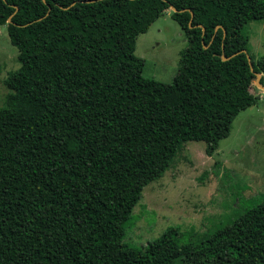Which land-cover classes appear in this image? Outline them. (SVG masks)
I'll list each match as a JSON object with an SVG mask.
<instances>
[{
	"label": "trees",
	"instance_id": "16d2710c",
	"mask_svg": "<svg viewBox=\"0 0 264 264\" xmlns=\"http://www.w3.org/2000/svg\"><path fill=\"white\" fill-rule=\"evenodd\" d=\"M171 6L188 45L163 83L135 50ZM253 21L264 0H0L20 63L0 107V264H264V200H241L198 241L173 227L143 250L124 242L143 189L182 146L213 156L257 104Z\"/></svg>",
	"mask_w": 264,
	"mask_h": 264
},
{
	"label": "rangeland",
	"instance_id": "374dc122",
	"mask_svg": "<svg viewBox=\"0 0 264 264\" xmlns=\"http://www.w3.org/2000/svg\"><path fill=\"white\" fill-rule=\"evenodd\" d=\"M172 13L166 10L140 34L135 50L145 61L143 76L163 83L173 82L188 45ZM244 32L249 54L263 57L264 21L249 23ZM18 54L7 26L0 27V107L12 92L6 80L20 68ZM251 93L258 97L257 104L239 113L213 156L206 154L204 142H186L163 177L143 189L126 226L127 245L143 250L173 227L179 229L182 243L198 241L226 225L241 200H250L253 206L264 200V90L254 84Z\"/></svg>",
	"mask_w": 264,
	"mask_h": 264
},
{
	"label": "water",
	"instance_id": "95a60500",
	"mask_svg": "<svg viewBox=\"0 0 264 264\" xmlns=\"http://www.w3.org/2000/svg\"><path fill=\"white\" fill-rule=\"evenodd\" d=\"M74 4H75V3H74ZM74 4H72V6H73ZM66 9H68V8H66ZM170 9H171L173 12H178V10H177L174 6H171ZM192 21H193V14H192V17H191V20H190V27H193V26L191 25ZM11 22H12V21H11V18H9V19H8V23H11ZM198 27L202 28L203 33L205 32V29H204V27H203L202 25H199ZM220 27H221V26H218L217 29H219ZM205 48H207V46H205ZM242 52L246 53V50H243ZM228 59H229V58L223 56V60L226 61V60H228ZM248 60H249V64H250V66H251V69L253 70V64H252V62H251V59H250V56H249V55H248ZM255 85H256V86H259L260 88H262V89L264 90V85L261 84V75H259V74H257V78H256Z\"/></svg>",
	"mask_w": 264,
	"mask_h": 264
}]
</instances>
